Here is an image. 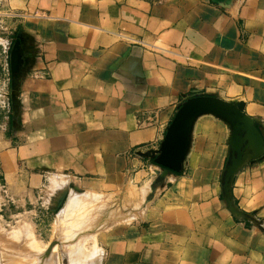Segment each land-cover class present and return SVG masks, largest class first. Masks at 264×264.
Masks as SVG:
<instances>
[{
	"label": "crops",
	"instance_id": "1",
	"mask_svg": "<svg viewBox=\"0 0 264 264\" xmlns=\"http://www.w3.org/2000/svg\"><path fill=\"white\" fill-rule=\"evenodd\" d=\"M5 5L19 26L21 167L140 207L101 230L99 264H264V0ZM192 96L242 102L260 145L241 134L243 158L224 190L230 124L197 115L180 170L143 206L166 128Z\"/></svg>",
	"mask_w": 264,
	"mask_h": 264
},
{
	"label": "rangeland",
	"instance_id": "2",
	"mask_svg": "<svg viewBox=\"0 0 264 264\" xmlns=\"http://www.w3.org/2000/svg\"><path fill=\"white\" fill-rule=\"evenodd\" d=\"M5 4L6 0H0V256L2 249L16 252H18L17 249H20L29 252L30 258L50 242L56 241L58 235L63 234L66 229L62 228L66 222L63 220L65 216L62 210L69 193L73 191L79 194H87L68 188V179L64 175L51 174L50 170L39 167L22 168L21 163L23 162L16 157L19 126L17 69L20 67V63L17 58L15 59L13 51L16 41L19 40V26L17 25L18 18L11 17V14L5 12ZM155 166L157 167V165ZM155 166L152 168V174L156 169ZM147 186L150 185H145L142 192H145L144 188ZM86 192L99 193L94 190ZM99 194H102L107 202L96 199L95 196L94 200L89 203L90 206L94 205V201L100 200L99 202L107 205L108 210L118 211L125 218L128 215V219L124 221L133 219L139 213L135 212L133 215L134 212L129 206L127 207L131 212L126 209L127 207H117L119 205L109 201L107 194ZM143 195L145 198L147 197L146 193ZM143 203H145L143 206L147 204L144 200ZM87 208L85 207V209ZM130 215L132 218L129 217ZM62 216L64 217L62 218ZM60 220L62 223L64 222L61 226L62 232L59 230L61 229L59 227L61 222H58ZM120 221L126 223L122 222V219ZM107 227L93 229L92 233L89 232L85 235L86 237H82L84 238L82 242L85 253L89 254L93 252L92 250L98 251L100 261L103 249L98 243V235L102 229ZM71 230L68 231V237L72 232ZM20 237L21 239H18ZM10 255L5 253L3 256L6 258ZM5 258L0 257V264L5 263ZM60 264H62L61 259Z\"/></svg>",
	"mask_w": 264,
	"mask_h": 264
},
{
	"label": "water",
	"instance_id": "3",
	"mask_svg": "<svg viewBox=\"0 0 264 264\" xmlns=\"http://www.w3.org/2000/svg\"><path fill=\"white\" fill-rule=\"evenodd\" d=\"M18 43L19 40L15 43L13 55L20 63ZM242 107V102L230 103L212 96L187 98L177 108L166 128L160 148L157 150V157L154 159L158 169L154 170L155 178L152 180L151 186L162 184L169 174L177 173L180 170L192 120L201 113H209L223 118L230 124V162L223 174L224 190H226L232 173L243 158L241 134L245 133L252 143L260 145L259 133L250 119L242 113ZM234 213L237 212L234 211ZM243 216L256 222L252 216Z\"/></svg>",
	"mask_w": 264,
	"mask_h": 264
},
{
	"label": "bare ground",
	"instance_id": "4",
	"mask_svg": "<svg viewBox=\"0 0 264 264\" xmlns=\"http://www.w3.org/2000/svg\"><path fill=\"white\" fill-rule=\"evenodd\" d=\"M156 169H158V167H156ZM144 190L145 192L143 191L142 193L147 194L151 190V184L150 186L144 188ZM87 195L84 193H75L73 191L69 193L62 210V213H64L65 216L63 220L66 222H63V224L61 220L58 221L61 222L59 227L61 228L63 224L62 228L66 229L64 230L65 232L63 231V234L59 232V230L62 232V228L58 230V234H60L58 235L59 237L56 241L50 242L42 250L37 253L35 252L36 254L34 253L35 255H32L30 258L29 252H25L24 250L23 252L22 250L17 249L18 252H16L13 250L2 249L0 257L5 258V256H3L5 253L11 254L4 259L5 263L3 264H60V259L62 264H99L100 254H98V251L96 252V250H92L93 252L89 254L85 253L82 242L84 238L82 237L89 234V232L93 229L104 228L105 226H109L115 222H120L121 219L124 221L128 219V215L125 218L124 216L122 217L118 211L111 209L108 210L105 203L99 202L101 199L98 201L96 200L99 199L97 197L95 199L96 201H94V205L90 206L89 203L94 200L95 196L89 197L91 195ZM151 197L152 195L147 196L146 198L144 197V201L148 202ZM85 207L88 208L85 209ZM126 209L129 210L128 207ZM131 211L134 212V215L135 212L137 213L140 211V207H135L134 209H131ZM64 216H62V218ZM136 216L137 215H135V217ZM129 217H131V215ZM67 228L69 230L72 229L69 237L67 235L69 231ZM18 239H21V237ZM16 242L18 243L19 241Z\"/></svg>",
	"mask_w": 264,
	"mask_h": 264
}]
</instances>
